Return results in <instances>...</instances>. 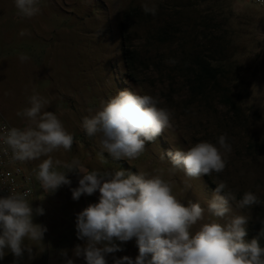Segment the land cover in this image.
Returning <instances> with one entry per match:
<instances>
[{"label":"rangeland","instance_id":"obj_1","mask_svg":"<svg viewBox=\"0 0 264 264\" xmlns=\"http://www.w3.org/2000/svg\"><path fill=\"white\" fill-rule=\"evenodd\" d=\"M145 3L156 6V15L143 11ZM38 6L37 15L24 18L17 14L14 0H0V57L15 56L12 62L0 63V119L24 128L28 121L17 112L30 107L29 97L38 94L47 101L44 111L54 112L74 137L70 151L51 153L54 161L63 164L75 158L89 170L159 174L172 182L178 199L185 204L198 201L205 209L216 188L214 181H223L228 185L226 191L231 190L237 200L246 192L258 199L256 205L244 209L232 203L230 215L249 218L247 239L264 229V3L39 0ZM166 24L170 33L158 35ZM123 37L131 56L129 70ZM195 50L202 57L217 59L222 67L216 77H205L194 85L197 62L189 54ZM21 53L29 57L22 65ZM123 90L157 98L159 107L172 112L173 126L154 143H147L138 159H115L106 151L101 159L99 137H89L82 121ZM220 135H226L232 148L222 173L192 179L182 170L172 169L169 150L187 151L201 141L218 146ZM44 159L47 157L28 161L33 175ZM58 170L66 171L62 166ZM68 178L71 185L45 194L34 175V196L39 203L77 205L66 207L69 213L79 209L75 214L99 202L98 191L74 200L71 189L78 187L79 177L69 173ZM209 215L206 211L205 221L200 223ZM116 243L123 250L108 254L107 264H114V257L135 259L139 254L136 238ZM260 244L264 247V238ZM23 256L17 259L7 252L0 264H37Z\"/></svg>","mask_w":264,"mask_h":264},{"label":"clouds","instance_id":"obj_2","mask_svg":"<svg viewBox=\"0 0 264 264\" xmlns=\"http://www.w3.org/2000/svg\"><path fill=\"white\" fill-rule=\"evenodd\" d=\"M17 14L31 18L40 12L39 0H14ZM143 11L156 15L155 5H142ZM23 35V33H21ZM23 62L29 59L21 53ZM255 85H253L254 87ZM256 87V86H255ZM159 100L151 95H140L123 90L102 103L94 114L83 118L82 127L89 137H99L100 157L108 152L115 159H138L147 143L172 128V112L159 107ZM30 107L17 115L28 121L24 128L0 126V145L12 160L26 163L44 159L33 170L45 194H54L60 187L71 185L69 173L78 177V187L72 188V198L91 196L99 192V202L91 203L76 214L77 239L85 241L76 245L73 252L83 257L86 264H107L106 256L123 249L116 241L127 242L136 238L138 255L114 257V264H264V229L247 239L249 218L230 215L232 203L244 209L258 203L256 195L246 192L237 200L227 190L226 182L214 183L216 188L207 209L196 201L182 202L173 192V184L162 175L146 171L138 174L116 170H89L78 159L70 163L53 160L51 153L63 149L70 151L74 137L52 111H44L47 101L33 94ZM89 112H93L89 109ZM232 151L226 135H220L217 144L208 141L195 143L187 151L172 149L167 152L172 169H180L192 179L203 175L222 173L226 156ZM161 155V159H163ZM63 167L66 171L58 170ZM223 193V194H221ZM29 193L10 191L0 197V259L7 252L15 258L25 251L32 258L33 247L25 241L43 243L47 227L33 222L34 215H43L44 209H35L28 200ZM209 219L205 221V212ZM221 221H224L221 223ZM200 223L193 232V227ZM67 257V250H61ZM66 264H74L67 259Z\"/></svg>","mask_w":264,"mask_h":264},{"label":"crops","instance_id":"obj_3","mask_svg":"<svg viewBox=\"0 0 264 264\" xmlns=\"http://www.w3.org/2000/svg\"><path fill=\"white\" fill-rule=\"evenodd\" d=\"M2 55L0 57V63H6V61L12 62L15 60V56ZM22 61H19V63ZM14 63V62H13ZM19 66L17 62L13 66ZM2 97V96H1ZM0 117L2 113L0 112ZM4 119V118H1ZM6 120V119H5ZM37 206H42L44 211L43 215H34L33 222L42 224L47 227V232L44 234L43 243L25 241L26 244H30L32 249V258H29V254L25 251L24 255L29 259H35L37 264H66L67 259H72L74 264H85L83 257H76L74 255V248L76 245L83 246L85 243L77 239L76 235V214L79 209H73L68 211L66 207L77 206L67 204L61 201L53 203L51 201L38 202ZM72 213V214H71ZM61 250H67V257L61 255ZM24 257V256H23Z\"/></svg>","mask_w":264,"mask_h":264},{"label":"built area","instance_id":"obj_4","mask_svg":"<svg viewBox=\"0 0 264 264\" xmlns=\"http://www.w3.org/2000/svg\"><path fill=\"white\" fill-rule=\"evenodd\" d=\"M256 4H263L264 0H252ZM12 126L4 119H0V126ZM3 145H0L2 149ZM35 184L34 175L29 169L28 162L21 163L12 160L11 150L4 154L0 150V197H5L10 194V191L19 193L28 192V200L32 207L37 204L36 196H34Z\"/></svg>","mask_w":264,"mask_h":264},{"label":"trees","instance_id":"obj_5","mask_svg":"<svg viewBox=\"0 0 264 264\" xmlns=\"http://www.w3.org/2000/svg\"><path fill=\"white\" fill-rule=\"evenodd\" d=\"M169 24H166L165 26L160 27L161 30L158 33V35H163V34H167L170 33L168 32V26ZM159 37V36H158ZM122 49H123V53L126 57L125 59V65L126 67L129 69H131V56L129 57V52H127V48L125 46V39L123 37V42H122ZM198 52V53H197ZM200 51L195 50L193 53H190V57H192L194 59L196 63V69H194V71L197 74L196 80L194 82V85L197 82H203V79L205 77H216V72H221V64L218 63L217 59L211 58V57H202L200 55Z\"/></svg>","mask_w":264,"mask_h":264}]
</instances>
